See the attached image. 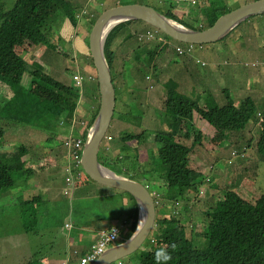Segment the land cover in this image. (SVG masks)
Wrapping results in <instances>:
<instances>
[{"label":"rangeland","instance_id":"obj_1","mask_svg":"<svg viewBox=\"0 0 264 264\" xmlns=\"http://www.w3.org/2000/svg\"><path fill=\"white\" fill-rule=\"evenodd\" d=\"M1 1H4L5 10L11 9L16 2V0ZM66 1L64 13L73 24L71 31H74V26H77L74 46L68 41L70 38L65 36L70 31L66 29L65 35L62 36L64 42L61 41L59 43L57 51L49 50L48 54L43 58L48 64L55 62L59 73L57 77L60 79H71L75 65L71 62L70 56H66L63 52H58H69L70 47H72L77 51V55L81 59L80 53L86 49L87 32L93 25V21L91 22L86 16L77 19L75 16L77 12L82 13L83 10H86L87 14L85 15H89V13L94 11L98 15L106 8L126 2L148 3L162 10L159 5L160 0ZM230 2L235 3L237 0H230ZM245 2L248 1H243L241 4ZM62 13V9L57 10L48 19L45 26L44 30H47L52 38H54L53 31H58L56 20L60 18ZM184 21L187 24L190 23L186 17ZM137 24L143 25V23ZM198 24L199 22L197 21L190 25L197 26ZM136 28L138 26H132L131 29L134 30ZM122 33L124 34L117 38L118 42L121 41L123 44V47L118 50V54L121 57H118L117 54L113 56V76L116 78V72L119 73L121 70H125L127 73H132V77L129 78V85L124 87L122 94L119 91L116 104L117 112L114 116V121L118 123L115 124L116 128L112 127L110 129V132L116 136L114 141L116 143H110L109 146L114 153L118 150L117 153L126 154L129 161L131 158L134 163H139L135 167L138 170L135 173L140 172L142 176H151V172L146 171L148 168L145 165L149 160L151 149L155 150V152L158 151L159 143L156 141L155 135L159 131L171 129V114L166 109L163 97L165 92L164 81L168 80V78H174L181 82V85L178 86L179 90L200 101H207L211 96L224 101L226 99L224 88L228 87L227 94L237 104L249 106L255 103L254 95H259V91L264 92V15L244 21L225 38L212 45L204 44V48L202 45H196L190 54L179 56L173 46H165L163 51L157 56V59H160L159 67L145 65L137 71L134 57L137 52L138 42L135 40L134 35L128 38L126 36L128 32ZM151 43L155 45L156 41ZM25 46L26 52L23 47H16V49L18 52L21 51L22 55H25L26 60L33 62L36 61L35 59H42L38 55L43 48H39L37 52H34L35 49L30 43ZM114 47H118L117 43L114 44ZM128 55L131 59H127ZM203 62L206 64H203ZM48 64H46L48 73L55 75ZM67 66L70 68H67ZM95 67L91 64H85V70L92 75L95 73ZM147 74L152 75L151 79L147 80ZM117 80L119 81L120 78ZM151 83L153 87H150ZM236 95H238V100L235 97ZM132 96L133 101L141 104L142 107L137 108L133 102L132 106L136 107L134 114L135 116H141L142 119L130 117L122 121L123 119L119 118V114L128 112V101ZM257 109L264 113V98L257 101ZM49 114L50 112L48 111L47 116L42 117V123L46 121ZM199 117L200 114L195 112L193 121L189 122L190 127L185 124L181 125L183 131H190L192 136L196 134L197 128L201 129L205 135L201 145L194 147L190 165L208 175L215 173L214 166L217 169H223L224 171L221 174L218 172L219 175L215 177L219 186L223 184V186L229 185L238 188L243 176L250 174L255 177L252 180H256L257 184L262 187L261 192L264 191V162L259 161V154L254 152L253 148L247 151V159L245 161L246 167H249V169L244 167L237 172L234 169V163H228L230 150L233 148L243 149L246 146L245 143H249L250 134L245 133L246 131L235 132L234 139L237 142L226 138L221 145L223 139L220 137L208 138L207 133H210V131L206 129V126L209 122ZM1 128L4 129V133L0 135V154L18 155L19 152H16L15 146L18 148L21 140H26V135L32 136L33 139L28 140L26 143L29 144L31 149L29 159H32L33 156V161L36 165H34V173L31 176H25V173L18 172L14 174V186L0 191V264H25L30 256L32 260L38 259L40 256L56 258L58 261L55 264H61V261L64 260L66 262L69 261V264H80L82 254L80 247L82 244L78 240L79 234L84 236L85 245L95 242V223L100 222L102 217H110L115 209L119 210L118 216H128L130 212L127 200L130 198V201L133 202V199L127 192L119 190H112L110 195L102 196L101 186L91 178L81 184L71 197L66 195L64 189L67 187V183L65 181L63 163L58 161L56 163L45 162L42 165L39 164L48 145L44 133L38 127L15 125L7 121H0V130ZM120 129L122 132H120ZM124 129L137 135H142L141 133L146 129L147 133L144 136H140L146 140L139 145L138 139L140 137L131 138L127 141L129 142L128 145L125 144V147L120 148L119 146L123 142L117 136L119 137ZM192 140H186L188 145H192ZM55 143L59 144L58 141H55ZM137 147L138 149H136ZM217 150H220L218 153L219 158L215 160ZM118 161L119 164L116 168L121 174L126 173L123 167V160L118 159ZM149 165L156 167L158 159L154 158ZM252 169L256 170L257 175ZM224 176L225 179L223 180ZM147 185L155 197L159 193L165 194L168 190L167 186L162 182L158 183V187L155 184ZM206 186L208 189V183ZM102 187L104 188L103 185ZM249 187L252 190L260 191L252 184ZM215 191L216 189L212 190V192ZM31 194H40L41 201H43L38 205L30 203L22 206V201L30 197ZM122 199L125 210L122 209ZM207 199L208 196L206 194L203 198H200L199 193L195 192L188 200H180L183 205L182 216L184 224L188 227L189 234L194 224H196L198 230L202 228L203 211L207 207L206 204L208 203L209 205L211 202L206 203ZM185 206H189L190 209L186 210ZM22 209L30 210V215L28 211L21 212ZM32 216L34 217L33 220L31 219ZM66 221H70L73 224L72 229H63ZM24 224L28 225L29 232L23 228ZM103 224L108 223L104 221ZM201 240L203 241V239ZM147 245L148 243L146 242L143 247L146 248ZM15 246H18V248L16 249ZM4 247L12 250V254H9L7 258L2 256ZM140 252L141 250L132 254L130 259L136 258V254L139 256ZM46 262L51 264L49 260H46Z\"/></svg>","mask_w":264,"mask_h":264},{"label":"trees","instance_id":"obj_2","mask_svg":"<svg viewBox=\"0 0 264 264\" xmlns=\"http://www.w3.org/2000/svg\"><path fill=\"white\" fill-rule=\"evenodd\" d=\"M201 1L203 5H196L190 9V12L196 17L203 14L205 18L197 20L200 27L206 28L223 13L240 6L243 1L253 0H237L235 3H231L230 0H215V3L206 5L204 0ZM2 2L4 3V1ZM2 2L0 1V121L36 126L43 124L42 117L47 116L48 111L50 114L45 122L52 119L55 121L59 117H67L68 111L77 104L79 89L67 90L69 89L67 86L54 79L50 74L43 73L41 67L33 71L34 78L30 83L27 82L24 75L28 72L30 64L15 50L16 46L24 44L27 40L42 43L40 41L43 29L53 11L52 0H16L14 6L7 11L4 10ZM161 9L169 16L186 23L173 10H166L163 7ZM137 23H142V21L122 23L116 26L107 37L105 53L111 66L112 76V61L115 55L113 42L118 36L124 34L121 33L122 29ZM136 41L139 47L134 57L136 71L145 65L159 67L160 59H157V56L168 45L161 44L159 41L154 46L149 41L144 42L146 44L139 40ZM213 43L216 42L209 44ZM202 46L205 47V45ZM176 54L182 56L177 50ZM91 60L93 59L91 58ZM116 74V79L120 78V88H117L118 101L119 91L122 94L124 87H128L129 82L126 72H120V74L116 72ZM148 77L151 78L152 75L147 74L146 78ZM113 79L116 81L114 76ZM164 85L166 109L171 114V129L159 131L155 135V139L159 143L158 151L155 152L151 149L149 160L145 165L148 168L146 171L151 172V176L147 179L143 178L146 177L145 175L140 177L142 181L145 180L144 183L155 184L157 187L158 183L162 182L169 187L168 196L170 197L184 196L188 188L195 187L197 183L203 184L205 180L200 178L197 182H190L193 177H198L200 174L189 166L191 150L189 145L184 139H177V136L182 132V123L186 121L189 124L193 121L194 112H197L200 114V118L213 124L217 132L222 133L229 140L237 142L234 139V133L249 130V127L246 126L250 119L255 118L256 106L243 107L237 104L227 94L228 87L224 88L226 95L224 101L213 96L209 97L207 101H200L179 93L178 86L181 85V82L174 78H168L164 81ZM86 86L91 89L92 97L99 101L97 76L92 84ZM235 97L237 99L238 95ZM131 99L128 101V112L120 114L118 112L119 117L124 120L130 117L142 119L141 116L134 114L136 107H141V104L133 101V96ZM133 102L136 107L132 106ZM145 133L147 130H144L142 135H137L124 129L119 139L139 138ZM181 136L191 139L190 132H184ZM203 137L202 130L198 129L193 142L201 144ZM145 140L140 137L139 145ZM259 141L262 142L264 149V120L260 126ZM20 148L18 155L0 154V189L6 185L13 186L15 184L14 174L22 172L26 176L28 173V162L23 160L27 148ZM154 158L158 159V165L151 167L149 164ZM120 160H123L127 173L135 171L134 164L139 165L130 158V161L134 163L132 164L126 155H123ZM219 188L222 189L220 200H217V204L211 206L207 211L209 224L203 232L204 242L199 244V236L196 234H193L191 238L187 236L185 227L181 223V214L163 218L164 231L159 237V242L165 245L161 250L169 253L171 259L167 261L161 259L160 264H264V197L252 205L229 186L220 185ZM35 199L36 194H31L30 197L22 201V206ZM184 208L190 209L189 206ZM24 211L28 210L22 209L21 212ZM28 212L30 215V210ZM31 219L33 220L34 217L32 216ZM173 244L176 245L175 250L172 248ZM156 253V251L142 252L143 255H139L140 264L143 260L144 264H157ZM136 255L138 256V254Z\"/></svg>","mask_w":264,"mask_h":264},{"label":"clouds","instance_id":"obj_3","mask_svg":"<svg viewBox=\"0 0 264 264\" xmlns=\"http://www.w3.org/2000/svg\"><path fill=\"white\" fill-rule=\"evenodd\" d=\"M253 1H255V0H253ZM66 2H67L66 0H52L53 11H52L51 15L48 17V19L50 17H52V15H54V13L57 10H59V9L63 10V13L60 16V18L56 20V27L58 28V31H53L54 38H52L49 35L47 30L46 31L44 30L45 29V27H44L43 34L41 36V41H40L42 43H39V42L35 43L33 41L27 40V42H25L24 44L16 46V47H23L25 49V52H26V46L25 45L27 43H30V45L35 49L34 52H37V49H39V48H43L42 52L38 55L42 59H35L36 61L29 62L28 60H26L25 55H22L21 51L18 52L17 49L15 48L16 52L18 54H20L25 59L26 62H28L30 64L28 66V72H26L24 75V79L29 83H30L31 79L34 78L33 71H36V69L38 67L42 68L43 73L50 74V73H48V71L46 69V66H47L46 64H48V63H46L43 60V58L48 54L49 50L55 51V52L57 51L59 43H61V41H63L62 36L65 35L66 29H68L70 31L68 32V35H65V36H67V38L68 37L70 38L68 41H70V43L74 46V40L76 39V36H77V34H76L77 26H74L75 30L71 31L73 24H72L71 20H69L65 16V13H64V7H65ZM204 2H205L204 4L206 5L208 3H215V0H204ZM250 2H252V1H250ZM135 3L148 5V6L152 7L153 9H155L157 12L165 15L166 17L177 21L179 24L183 25V27L185 28V33H187L188 32L187 30H190V29L194 30V31H204V30L212 27L215 24V22L221 16H223L227 13H230L232 10L239 7L238 6V7L234 8L228 12L223 13L221 16H219L214 21V23H211L208 27L203 28V27H200L201 26L200 24H198L199 27L190 25L193 22H197L198 21L197 19H204L205 18V16L203 14L196 17V15H194L190 12V9L195 7L196 5H198V4L203 5L201 0H163V1L160 0L159 1V5L161 7L165 8L166 10L167 9L173 10L183 20L185 19V17L188 18L189 22H190L189 24L179 21L178 18L169 16L167 13L163 12V9L159 10L152 5H149L148 3H137V2H135ZM246 3H248V2H246ZM124 4H131V2L117 4L114 6H119V5H124ZM183 4H187V5H183ZM3 5H4V3H3ZM114 6H112V7H114ZM109 8H111V7H109ZM109 8L104 9V11L109 9ZM85 14H87V11L83 10L82 13L77 12L75 15L77 19H81L83 16H86L91 22L93 21V23H92L93 25H91L90 29L87 32L86 49L82 50L80 53L81 59H79V57L77 55V51H75V49H73L72 47H70L69 52H64V51L58 52V53L63 52L66 56H70L71 62L75 65V70L73 71L71 79H60L59 77H57L59 73H58V68L55 65V62H53V63L51 62L50 64H48L52 68V70L55 74V75H52V74H50V75L54 79H56L57 81L61 82L65 86H67L69 88L67 90H70L72 88H74L75 90L79 89V95H78L77 104L75 105V107L73 109H70L68 111L69 113H68L67 117H63V118L59 117V119H57L55 121H54V119H52L51 121H47L41 125L33 126V127H38L44 133V136H45L47 143H48L47 149H46L47 151L45 150V152L43 153V159L40 160L39 164L42 165V163H45V162L56 163L58 161H61L63 163V171L65 173V181L67 183V187H65L64 193L70 197L74 194L75 190L81 184H83L89 178H91L93 181H95L96 183H98L101 186L100 190H101L102 196L103 195L104 196L110 195V192L112 190H119L122 192H127L129 194V196L133 199V202L130 201V198H128L129 200H127L129 203V212H130L128 216H126V217L118 216L117 213L119 210L115 209L112 211L110 217H102L100 222L95 223V226H94V232H95L94 236H96L95 242H92L90 245H85L84 244V236L82 234H79L78 240L82 244L80 247V250L82 253L81 259H80V264H94L100 258V256H102L109 249L115 250V249L119 248L121 245L128 243L129 241H131L134 238H136L138 243L129 247L132 251L128 252L125 255L115 256L116 259L110 264H140V256H137L134 259H132V258L130 259V256L132 254H134L135 252L140 251V250H141V252H140L141 255H143L142 252H144V251H156L157 252L156 253V261H157V264H160L161 259H163L165 261L171 259V255L169 253H167L165 250H161V249H163L162 247H165V245L162 244L161 242H159V237L163 234V231H164V223H163L164 217L170 218L172 215L181 214V218H182L181 223L185 227V231H186L187 236L191 238L193 236V234H196L199 236L198 243L200 244L201 242H204L205 238L203 236V232L205 231V229L207 228V226L209 224L207 211H209L211 206L216 205L217 200H220V198H221V190L222 189L219 188V184L215 180V177L219 175L218 172H220V174H221V172H223L224 170L223 169H217L214 166L215 173H211L210 175H208V174H205L199 170H196L194 167H192L190 165L191 154H192V151L194 150V147L196 145L197 146L201 145V144H196L195 142H193V140L196 137V134L194 136H192V134L190 133L191 139H193V140H192V145H189V147L191 149L190 154H189V157H190L189 166H190V168L194 169L197 173L200 174L198 177H193L190 182H194V181L197 182L198 179H200V178H203L205 180V182L203 184L197 183V185L195 187L188 188L186 190L187 193L184 196H179V195H176L175 197L168 196L169 187H167L168 190L165 194L159 193V195L157 197H155L154 194L151 192L150 188L148 187V185L143 182L145 180L144 179H143V181L141 180L140 172L135 173L136 171H138L136 168H135V171L133 170V171H129L130 173H127V171H126L127 168L123 164V167L126 168L125 169L126 173L121 174L118 171V169L116 168V166L119 164L118 159L123 157L124 154L122 152L117 153L118 150H116L115 151L116 153H114L113 149L110 148L109 144L110 143H113V144L116 143V142H114L116 139V136L112 132H110V129L112 127H115V124L118 123V122L114 121V116L117 112L116 111L117 88L118 89L120 88V80L119 81L117 80L119 77L117 79L115 78V80H117V81H114V79H113L115 90H116L114 114L111 118L109 125L107 127H105L103 130H101L99 127H97V124L95 122L97 114H98V112L100 110V106H101V93H100V89H99L98 71H97V68L95 67L96 68L95 73L92 75L85 70V64L86 65L91 64L92 66H95L94 59L92 57V54H91L90 48H89V38H90V34L92 32V29L94 27V24H95L96 20L98 19V17L100 16L101 12L98 15H96L94 11L89 13V15H85ZM262 15H264V13L251 15V16L245 18L244 20L240 21L234 28L238 27L241 23H243L244 21H246L250 18H253L256 16H262ZM48 19H47V22H48ZM138 20H141L143 25L142 24L132 25V26H138V28L132 30L131 29L132 26H131L129 28L122 29L121 33L122 32H128L129 34H126V36L128 38L131 37V33H133V35L135 36V40L142 41L143 43L148 42V41L149 42L156 41V43H157V41H159L161 44L171 45L182 55L192 53V51L194 50L196 45H204V44H209L212 42H218V41L222 40L223 38H225L234 29V28L231 29L224 36H222L221 38L214 40V41L190 42V41L177 39V38L171 36L170 34H168L167 32H165L164 30H162L161 28L154 26V25H152V24H150L147 21L142 20V19L127 20V21L119 23L118 25L125 23V22H128V21H138ZM46 25H47V23H46ZM118 25H116V26H118ZM106 40H107V38H106ZM55 41H57V42H55ZM115 41L113 42V49L115 51V54H117L118 57H121L120 54H118V50L120 49V47H123V44L121 41L118 42L117 39ZM43 42H45V43H43ZM115 43H117V45H118L117 48L114 47ZM105 45H106V41H105ZM87 46L89 48V53L87 50ZM138 49H139V47L137 46L136 50H138ZM104 52H105V47H104ZM126 54H128V53L126 52ZM105 56H106V53H105ZM90 57L93 60H91ZM122 59H123V57H122ZM127 59H131L129 55H128ZM106 60L108 61L107 56H106ZM108 64H109V62H108ZM203 64H206V63L203 62ZM109 66H110V64H109ZM67 68H70V67L67 66ZM110 69H111V66H110ZM120 72H124V73L126 72L127 73V71H125V70H121ZM120 72H119V74H120ZM96 76H97V81H98V94L100 97L99 101H96V99H94L92 97L91 89L86 86L87 84H92L95 81ZM127 77H128V82H129V78L132 77V73H127ZM112 78H113V76H112ZM147 79H151V78L148 77ZM151 87H153V85ZM178 92L183 93L180 90ZM183 94H185V93H183ZM258 94L259 95H254V97H255L254 105L256 106V116H255V118L250 119L248 125L246 126V127H249V130L246 132L244 131L245 133L250 134L249 143L247 144L244 141H242L246 144V146L243 149L242 148H240V149L233 148L230 150L228 163L229 164L234 163V169H236L237 172L240 169L246 167L245 161L247 159V151L252 149V148L254 149V152H257L259 154V161L264 162V154H263L264 149L262 147V142L259 141L260 126H261L262 121L264 120V113L257 109V101L259 99L264 98V92L259 91ZM163 97H164V100H166V96H164V93H163ZM244 98H247V97H244ZM241 106H243V105H241ZM243 107H247V106H243ZM194 114H195V112H194ZM122 121H124V119ZM184 124L190 127V124H187L186 121H184L182 123V125H184ZM15 125H24V124L15 123ZM198 129L199 128H197V130ZM206 129L208 131H210V133H207L208 138H213L215 136L216 137L218 136L221 139H223L221 142V145L223 144V141L226 139V137H224V135L222 133L217 132V130L213 124L209 123L206 126ZM197 130H196V133H197ZM56 132H57V134H56ZM120 132H122L121 129H120ZM187 132H190V131H187ZM239 132H241V131H239ZM3 133H4V129L1 128L0 135H3ZM182 133H184L183 129H182V132L180 133V135H178L179 138L177 136V139L182 138V136H181ZM26 136H27L26 140L25 141L21 140V144H19L20 146H18V148H17V146H15V147H16V152L20 151L19 150L20 147L21 148L22 147L27 148V151L23 155V160L28 162L27 176H31L34 173L33 169H34V165H36V163H34V161H33V156H32V159H29V155L31 154V149H30L29 144H27L26 142L28 140L33 139V137L28 136V135H26ZM119 137L117 136L118 139H119ZM92 138H100V142H99V146H98V152H97L96 156L84 159V153H85L86 146ZM204 138H205V135H204L202 141L204 140ZM182 139H184L185 142H186V140H191V139H187L185 137H183ZM128 140H130V139H128ZM128 140H122L121 139L123 144L119 147L123 148V146L125 147V144L128 145V143H129V142H127ZM55 141H58L60 145L56 144ZM138 141H139V139H138ZM202 141H201V143H202ZM186 144L188 145L187 142H186ZM13 145H14V143H13ZM248 146H250V147H248ZM254 146H255V148H254ZM219 152H220V150L216 151L215 160H217V158H219V155H218ZM6 155H8V154H6ZM132 164H134V163H132ZM134 165H135V167L138 166L136 164H134ZM246 168L249 169V167H246ZM104 170H107V173H105ZM252 171L257 175L256 170L252 169ZM201 175H203V176L201 177ZM120 178H125V179H129L131 181H134V182H138L139 184H141L142 186H144L148 190V192L151 195L152 201H153V208L151 211H148V210L142 211L140 205L138 204V200L135 197V195L130 190L117 186V182ZM143 178L147 179V177H143ZM150 178H152V177H150ZM253 178H255V177L251 176L250 174H247V175L243 176L238 188H234V187H231L229 185H227V186H229L231 189H234L242 198H245L247 201H249L247 203L255 205L261 198L264 197V191L261 192L262 187L257 184L256 180H252ZM224 179H225V176L223 177V180ZM207 183L209 186L208 189L206 186ZM251 184L254 185L260 191L252 190L249 187V185H251ZM102 185L104 186V188L102 187ZM221 186H223V184ZM10 187H12V186L6 185V186L2 187L0 189V191L3 189H8ZM223 187H225V186H223ZM213 189H216V191L212 192ZM195 192L199 193L200 198H203L204 195L206 194L208 196L206 203L209 201H211V202L209 205H208V203L206 204L207 207L203 211L204 219H203L202 228L200 230H198L196 227V224H194L192 226L191 232L189 234V229L184 224V218L182 216L183 205L181 204L180 200H188L190 198V196ZM208 192H210V193H208ZM215 196H217V197L215 198ZM162 197H163V201H162ZM42 201H41V195L36 194V199L32 200L26 204L32 203L33 205H38ZM213 201H214V204H212ZM121 203H122V209L125 210L123 199H122ZM159 208H160V212H159ZM104 221H106L108 224H103ZM23 228L26 229L27 232H29V227L27 224H24ZM72 228H73V224L70 221H66L64 226H63V229H69L70 230ZM141 236H142V239L139 240V237H141ZM201 239H203V241ZM102 241L106 242L104 251L102 253L96 255V253H95L96 247ZM146 242L148 243V245L146 248H144L143 246ZM15 248L17 249L18 246H15ZM172 248H173V250H175L176 245L173 244ZM9 254H12V250H9L8 248L4 247L2 250V256L7 258V256ZM46 260H49L51 264H55V262L58 261V259H56V258H48L46 256H40L38 259L32 260V257L30 256L28 262L25 264H38V263L47 264ZM59 261H61V260H59ZM61 264H69V261L68 262H66V260L61 261ZM141 264H144V260L141 262Z\"/></svg>","mask_w":264,"mask_h":264},{"label":"water","instance_id":"obj_4","mask_svg":"<svg viewBox=\"0 0 264 264\" xmlns=\"http://www.w3.org/2000/svg\"><path fill=\"white\" fill-rule=\"evenodd\" d=\"M260 13H264V0H255L245 3L230 13L221 16L212 27L204 31L190 29L185 33L183 25L145 4H124L105 10L96 20L89 38V48L98 71L101 93V106L95 120L97 127L101 130L107 127L114 114L116 90L112 72L106 60L104 47L107 36L116 25L127 20L142 19L161 28L177 39L190 42H210L224 36L245 18ZM99 142L100 138H92L90 140L85 149L84 159L96 156ZM117 186L130 190L137 198L142 211L152 210L153 201L150 193L144 186L125 178H120ZM141 239L142 236L139 237V240ZM136 243L138 241L134 238L115 250L109 249L94 264H110L116 259L115 256L131 252L132 250L129 247Z\"/></svg>","mask_w":264,"mask_h":264},{"label":"built area","instance_id":"obj_5","mask_svg":"<svg viewBox=\"0 0 264 264\" xmlns=\"http://www.w3.org/2000/svg\"><path fill=\"white\" fill-rule=\"evenodd\" d=\"M105 244L106 242L105 241H102L97 247H96V250H95V253L96 255L102 253L104 251V248H105Z\"/></svg>","mask_w":264,"mask_h":264},{"label":"crops","instance_id":"obj_6","mask_svg":"<svg viewBox=\"0 0 264 264\" xmlns=\"http://www.w3.org/2000/svg\"><path fill=\"white\" fill-rule=\"evenodd\" d=\"M87 50H88V53H89V48H88V46H87Z\"/></svg>","mask_w":264,"mask_h":264},{"label":"bare ground","instance_id":"obj_7","mask_svg":"<svg viewBox=\"0 0 264 264\" xmlns=\"http://www.w3.org/2000/svg\"><path fill=\"white\" fill-rule=\"evenodd\" d=\"M105 173H107V170H104Z\"/></svg>","mask_w":264,"mask_h":264}]
</instances>
